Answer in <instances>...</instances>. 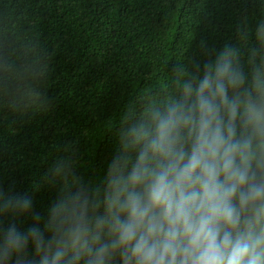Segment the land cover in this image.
Wrapping results in <instances>:
<instances>
[{"label": "clouds", "instance_id": "1", "mask_svg": "<svg viewBox=\"0 0 264 264\" xmlns=\"http://www.w3.org/2000/svg\"><path fill=\"white\" fill-rule=\"evenodd\" d=\"M256 37L248 71L226 46L127 118L102 188L57 159L43 228L38 213L0 227V264H264V25ZM32 210L0 191V216Z\"/></svg>", "mask_w": 264, "mask_h": 264}, {"label": "trees", "instance_id": "2", "mask_svg": "<svg viewBox=\"0 0 264 264\" xmlns=\"http://www.w3.org/2000/svg\"><path fill=\"white\" fill-rule=\"evenodd\" d=\"M260 25L264 0H0V191L33 200L0 227L38 213L43 228L61 189L49 170L69 154L102 188L125 120L226 46L248 71Z\"/></svg>", "mask_w": 264, "mask_h": 264}]
</instances>
